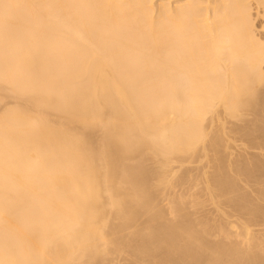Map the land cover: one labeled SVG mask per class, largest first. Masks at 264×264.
Segmentation results:
<instances>
[{"label":"bare ground","instance_id":"bare-ground-1","mask_svg":"<svg viewBox=\"0 0 264 264\" xmlns=\"http://www.w3.org/2000/svg\"><path fill=\"white\" fill-rule=\"evenodd\" d=\"M247 112L264 126V0H0V264L208 254L184 223L128 234L158 188L145 161L161 172ZM236 243L214 253L244 264Z\"/></svg>","mask_w":264,"mask_h":264},{"label":"rangeland","instance_id":"rangeland-1","mask_svg":"<svg viewBox=\"0 0 264 264\" xmlns=\"http://www.w3.org/2000/svg\"><path fill=\"white\" fill-rule=\"evenodd\" d=\"M251 12L255 13V10ZM258 21L259 19L255 18L254 25L256 22V25H258ZM12 101L8 98L3 100L4 105H7L6 107H10L11 104L13 105ZM246 114V116L244 115L240 120H234L233 122L227 120L229 124L225 122V119L223 118V126H219L218 120L215 118L216 116L214 119H216L217 122L214 119H209L204 123L203 126L205 127L206 132L212 135L209 136L208 140L210 137L215 138L217 135L216 139L218 140V138L222 136V140L220 138V142L222 141V144L220 143L221 146H216L217 148L213 149L214 151L210 149V140L212 142L216 140H207V143H204L207 146H199L197 149L198 152L196 151L195 155L180 157L178 162L175 161L169 164V166L161 172L156 171L157 173L153 170H157L156 168H158L157 161H145V167H147V170L150 171L148 172L151 174L148 173L149 178L151 177V179L148 178V180L150 184L152 183L151 185L155 183L158 188L157 190H154L156 192H152V194L155 193L154 196L152 195L154 200L151 198L150 201L154 204L150 202V209L146 208L149 212L146 213L145 210V213L143 211L140 212L143 214H138V217L136 216V220H134L131 225V228L133 227V229L129 231L130 228L128 234H133V230L135 233L140 228L139 231L143 230V233H146V235L148 234L147 237L152 233L150 235V238H152L151 236H153L155 229L154 238H160L157 240H161L162 234H160L159 229L157 232V228H160L159 226H163V224L165 225L168 221L169 223L167 225L171 224L170 221L172 224L174 223L173 221H175V224L178 223L181 227L185 224L183 228L185 230L190 229V231H188L191 235H194L195 233V237H202L201 239L195 238V241L197 244L199 243L198 241H200L199 244L204 245L203 247L209 255L204 252L202 256H199L200 258L198 260L201 261H198L197 259L192 261L186 250L179 249L174 252L175 256L173 255V257L177 260H173L172 258L173 264H228L227 260L230 261V258L232 259V257L229 255L227 256V254H220L225 256L221 257L219 255L220 257H217L214 252L217 247H222V245L224 248L226 246L227 248H230L233 245L232 243H234L233 246H236V242H238L237 250L240 247L243 252L241 254L239 250L238 255L241 254L240 256H243L244 260L247 254L248 257L250 256V253L255 254H252L251 256H264V126L258 122L255 123L253 121L254 117L251 113L248 114L247 112ZM218 115L220 119L219 121H221L220 117H224L222 110L220 111L219 109ZM251 116L253 118H251ZM249 122L253 123L250 124ZM213 134L217 135L214 136ZM215 156H218L219 160H216L217 158ZM222 162H224V165H222ZM218 163L224 166V171L226 172H222L223 167L221 168V165H218ZM249 163L250 167H252V173H250L249 177L248 175L246 177L241 175V173L238 174V172H235L236 167L241 168L244 165L246 167L249 166ZM253 163H257V168H254L255 164L253 165ZM218 171L221 172V174H219ZM162 172L166 174L164 175ZM162 175L165 176L164 178L167 181H165L164 185L159 186L156 179H159ZM207 175L209 177H207ZM217 175L219 177L224 175L225 177H223H227L226 179H228L229 176L234 188L217 185ZM212 177L215 180L212 179ZM209 178L210 180L212 179L211 183L210 180H208ZM206 181H209L208 186ZM156 218L157 220L155 221ZM153 220L154 222H150ZM177 220H182V222L179 221V223ZM134 223L136 225L138 224V228L137 226H133ZM149 227L150 230L146 229L148 231H145V228ZM164 228L166 227L163 226L161 232ZM245 228L247 229L246 231ZM200 230L202 232L199 233ZM124 234L127 236V232ZM159 234L161 235L160 237ZM121 235L123 236V234H120L119 237H122ZM248 240H250V242ZM197 247H199V245H197ZM206 247H208V249L209 247L211 248L210 252H208ZM233 254L234 256L237 255H235V253ZM130 255L132 254L124 251L121 252V254H113L110 258L109 255L108 258L110 262L108 261V258H106L105 260L107 262L103 261L102 263L101 261L100 263V261H95L94 264H138L137 262L139 260L133 258L136 262L135 260L133 261L132 256L129 257ZM213 255H215L216 258ZM227 257L229 258L227 259ZM241 259L244 264H248L246 260L244 261L243 258ZM140 261L139 264H143L142 260ZM154 263L162 264L160 262Z\"/></svg>","mask_w":264,"mask_h":264}]
</instances>
